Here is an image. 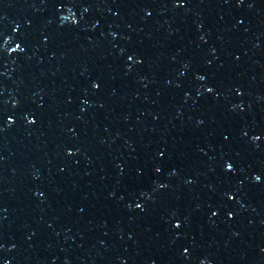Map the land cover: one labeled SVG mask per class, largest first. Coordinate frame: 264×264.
<instances>
[{
	"label": "water",
	"instance_id": "1",
	"mask_svg": "<svg viewBox=\"0 0 264 264\" xmlns=\"http://www.w3.org/2000/svg\"><path fill=\"white\" fill-rule=\"evenodd\" d=\"M70 264H264V0H1Z\"/></svg>",
	"mask_w": 264,
	"mask_h": 264
}]
</instances>
